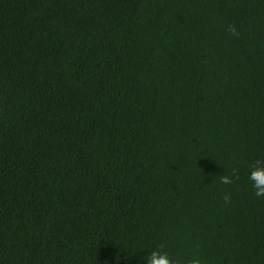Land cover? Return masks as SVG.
Wrapping results in <instances>:
<instances>
[{"label":"trees","instance_id":"16d2710c","mask_svg":"<svg viewBox=\"0 0 264 264\" xmlns=\"http://www.w3.org/2000/svg\"><path fill=\"white\" fill-rule=\"evenodd\" d=\"M257 159L264 0H0V264H264Z\"/></svg>","mask_w":264,"mask_h":264},{"label":"clouds","instance_id":"9594fccd","mask_svg":"<svg viewBox=\"0 0 264 264\" xmlns=\"http://www.w3.org/2000/svg\"><path fill=\"white\" fill-rule=\"evenodd\" d=\"M233 37H238L239 33L234 25H230L227 29ZM236 178V172L233 170L231 174H224L219 176L221 184L229 185ZM247 180L251 188L254 190V195L258 198L264 197V160L257 159L250 166ZM224 202H229V196H224ZM141 264H202L201 259L196 256L183 261L182 259L172 258L167 252L153 250L146 256L141 257Z\"/></svg>","mask_w":264,"mask_h":264}]
</instances>
